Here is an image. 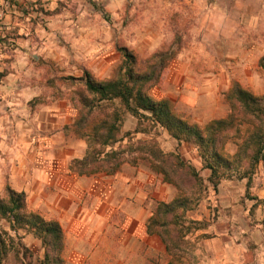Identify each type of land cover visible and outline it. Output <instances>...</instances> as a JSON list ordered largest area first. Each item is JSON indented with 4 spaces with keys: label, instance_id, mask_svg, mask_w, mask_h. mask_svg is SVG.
Returning a JSON list of instances; mask_svg holds the SVG:
<instances>
[{
    "label": "rangeland",
    "instance_id": "1",
    "mask_svg": "<svg viewBox=\"0 0 264 264\" xmlns=\"http://www.w3.org/2000/svg\"><path fill=\"white\" fill-rule=\"evenodd\" d=\"M117 46L141 64L156 52L174 51L149 94L199 125L227 115L224 96L232 82L264 94V0H0V195L8 185L26 194L29 210L61 219L65 264L169 259L161 240L146 234L145 223L157 203L176 195L174 186L144 163L124 164L110 176H78L68 169L87 145L63 131L77 112L69 102L75 87L62 78L80 77L83 70L110 78L120 64ZM126 133L132 142L153 139L164 153H177L203 180L201 201L187 212L202 222L189 236L198 264L204 261L203 239L230 222L242 227L245 220H260L255 209L263 205L250 204L264 190L261 166L249 181L224 179L213 190L195 147L129 115L122 126ZM225 150L233 154L236 146L229 142ZM0 227L7 230L8 223L0 220ZM18 234L41 258V242L22 230ZM26 235L35 241L27 243ZM4 264H22L20 254L10 252Z\"/></svg>",
    "mask_w": 264,
    "mask_h": 264
},
{
    "label": "trees",
    "instance_id": "2",
    "mask_svg": "<svg viewBox=\"0 0 264 264\" xmlns=\"http://www.w3.org/2000/svg\"><path fill=\"white\" fill-rule=\"evenodd\" d=\"M116 50L120 64L110 78L97 79L87 70L80 77L62 78L75 87L69 102L77 112L73 123L63 131L73 133L87 145L83 157L72 159L68 169L78 176H110L124 164L144 163L161 175L164 182L175 187L176 195L169 202L157 203L146 220V234L161 240L169 258L167 264H198L196 247L189 236L202 227V222L189 219L187 212L198 207L205 184L195 168L177 153H164L153 139L132 142L129 133L122 134L125 116L149 121L165 129L176 142L195 147L202 168L209 172L206 181L215 190L224 179L249 181L259 166L264 171V94L256 96L232 82L224 96L227 115L199 125L177 114L168 100H156L149 94L174 58V51L156 52L141 64L128 48L117 46ZM259 66L264 68V57ZM126 138L129 140L124 144ZM229 142L236 146L233 154L225 150ZM253 199L257 201L253 208L259 204L264 207V199ZM0 220L8 223L7 230L0 227V264L10 252L20 254L22 264H65L61 225L29 210L23 191L4 187ZM19 230L41 242V258H34L21 241Z\"/></svg>",
    "mask_w": 264,
    "mask_h": 264
},
{
    "label": "crops",
    "instance_id": "3",
    "mask_svg": "<svg viewBox=\"0 0 264 264\" xmlns=\"http://www.w3.org/2000/svg\"><path fill=\"white\" fill-rule=\"evenodd\" d=\"M258 199H264V190ZM254 204H250L251 209ZM256 215H259L260 220H245L242 227H235L230 222L225 231L203 239L199 244V252L204 257L202 264H264V209L258 206ZM52 218L61 222L58 217ZM233 227L237 230L232 231ZM23 240L27 243L35 241L30 235H26Z\"/></svg>",
    "mask_w": 264,
    "mask_h": 264
}]
</instances>
